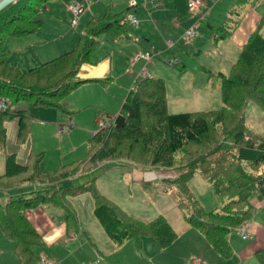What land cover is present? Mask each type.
Here are the masks:
<instances>
[{
    "label": "trees",
    "instance_id": "trees-1",
    "mask_svg": "<svg viewBox=\"0 0 264 264\" xmlns=\"http://www.w3.org/2000/svg\"><path fill=\"white\" fill-rule=\"evenodd\" d=\"M47 1L18 0L0 11V98H8L10 104L1 112V119L17 123L16 148L11 151L8 129L4 126L0 131V154L5 156L0 190L35 185L31 191L11 195L6 203H0V228L13 241L19 264H39L44 254L40 255L37 248L47 246L45 234L36 229L28 211L45 205L62 208L67 236H71L78 231L79 222L69 197L86 193L92 195L94 213L117 247L132 241L141 252L144 237L151 236L162 248L177 240V232L164 215L143 220L129 214L101 192L97 177L76 187L62 184L116 158L155 168H181L170 185L178 188L177 204L187 222L205 236L221 257L232 258L235 251L230 234L254 215L247 189L254 186L264 199V134L247 125L245 114L250 102L264 111V15L243 44L229 74L207 70L210 84L220 87L221 108L170 113L165 79L145 76L135 81V89L119 113L97 112L114 119L111 126L100 128L89 138L87 159L46 170L40 166L44 153L30 150L24 161L19 160L20 147L30 141L33 117L27 109L15 105L25 100L56 106L71 114L63 101L87 82L76 76L80 66L89 62L99 48L100 37L117 40L128 35L121 14L107 8L102 17L90 21L71 51L29 70L10 66L9 57L2 50L6 38L36 32L43 24L42 18H36L37 12ZM237 1L243 4L248 0ZM230 35L226 26L215 32L216 41ZM63 127L60 125L59 129ZM58 133L63 134L59 130ZM197 174L212 183L221 203L219 209L209 210L195 198L189 182ZM255 256L264 264V247Z\"/></svg>",
    "mask_w": 264,
    "mask_h": 264
},
{
    "label": "crops",
    "instance_id": "crops-1",
    "mask_svg": "<svg viewBox=\"0 0 264 264\" xmlns=\"http://www.w3.org/2000/svg\"><path fill=\"white\" fill-rule=\"evenodd\" d=\"M80 1L85 3L86 0ZM156 1L158 0H137L138 4L135 7H131L130 0H87V10L85 12H90L92 17L89 18L90 20L88 19V16H85L84 18L82 17V20H84L83 23H86V28L94 17H102L107 8H111L115 14H121V20L127 25L128 35L123 39L107 41L108 45H115L114 50L99 49L92 54L89 62H86L80 66L76 78L85 80L87 82L83 83L63 101L66 108L72 111L71 114L73 112L82 111L78 120L85 119V112H88L89 117L96 113V118L97 112L99 111L115 114L119 113L124 102L129 96L132 85L137 79L143 78L147 75L151 77H161V75L163 76L162 73H164L165 70L162 69L163 67L160 65V63L152 62L154 57H159L161 55L163 59H166V61L169 58H175L178 62L182 63V59H179L175 54L170 55L172 52L167 50L168 48L175 46V40L180 37L183 38L185 31L192 26L196 25L197 27H201V30L204 32L211 31L209 38L216 42V44L213 47L208 48V53H219L222 46V40L216 41L217 38L215 37V32L217 31L218 27H228L229 31H231L229 38L233 40V43L237 44V47L242 48L243 44L254 31L258 21L264 13V0H248L243 4H240L237 0H235L236 6L231 9L230 5H234V3H231L229 7H225L224 13L220 15L219 18H212L211 22L209 23L210 28L207 27L206 29L205 26H201L200 22L208 16H211V13L209 12L212 9L208 11L205 6L198 7L197 9L189 8L191 17H186L184 16V12L180 10V7L176 4V2H174V0H165L164 3L161 0L162 5L160 6L155 5ZM204 9L207 10L206 14L201 15L199 23H196L197 21H195V17H197ZM241 10H246V14L242 15ZM122 12L125 13L122 14ZM130 13H132L134 17L138 19L139 22L137 25H133L129 20L128 14ZM250 16L252 17V20H249ZM32 34L33 33L26 36L13 38H28L27 40L30 47L36 46L34 40L30 39L31 37H28ZM21 40L23 39L15 42L18 45L17 49L20 51L23 50V47L21 46L23 41ZM78 42L79 41H77V44ZM169 42L172 44H169ZM75 43L76 42H73L71 45H67L68 49L65 53L74 49ZM145 51L156 53V55L152 57L150 61L153 64L152 68L154 72L152 70L149 71L145 66L136 67L138 61L144 59L146 60V58L142 56ZM170 60L171 59H169L168 62ZM185 66V64L181 65L184 71L182 72L183 76L188 71L187 66ZM168 73L170 75V72ZM165 77L169 78L170 76L165 75ZM192 79V92H189L185 95L178 94L174 99L183 98V100H185L191 96H195L196 90L198 89H205L207 91V95L212 96L210 93H208V84L205 86L195 85V77ZM180 80L182 82V77H180ZM165 81L168 92V81L166 79ZM57 118L62 119L63 117L62 115L58 114ZM75 119L77 118H74V120ZM72 121L73 116L70 118L71 123ZM56 123L57 124L53 127L54 132L51 134L53 139L55 138L54 133L57 130L56 126H58V124H61L62 126L67 125L62 122ZM73 126L74 125H72V127ZM78 127L84 128L81 125ZM76 135L77 134H75V136ZM33 145L34 143H32V146ZM22 150L23 149H20L21 153H23ZM77 151L78 148H76L73 155H78ZM1 162L2 161H0V175L5 172V166L2 165ZM109 164H111L110 167L112 168H110L107 172L105 171L100 176H96L98 179L97 184L101 192L109 199L122 206L129 214L137 218L143 219L141 215L148 214L149 211L147 210L156 211L157 214L155 217L158 215H164L173 229L177 232L178 238L171 246L162 248L154 238H151V236L144 237V254L142 251L140 252L137 250V246L133 244L132 241H126L124 244L117 247L108 236L107 232L94 213V199L92 201L91 215L88 214L87 216L82 215L81 209H79L77 205L73 203L78 197L89 193L70 196L69 202L73 206L79 222L78 231L74 232L71 236H67V226L64 222L65 211L62 208L53 205H45L41 208L28 211V216L36 229L40 233L45 234V239L47 242L46 247L54 245L57 247V249L65 251L62 258L64 260L61 264H144L146 261H149L151 264H194L195 257L200 258L203 264L216 262H219L218 264H228L222 262L216 257V255H214L213 249L209 247L208 243L203 241L204 239L200 237L198 231H195V228L187 222L183 211L177 204L176 195L178 191L174 195L172 192H170V189L173 186L170 185V180L178 176V173H176L177 168L160 169L151 166L142 167L123 161H117L112 163H103L99 165L97 169H103L106 166H109ZM112 173H120L123 186L116 187V189L113 190V194L108 195L102 190L100 186L102 185V180L107 179V177ZM79 176H81V174L62 182V184L70 186L68 185V182L78 178ZM198 176L204 179L200 174H197L194 178ZM129 177H134L137 185H140L144 188L154 186L157 190L153 203H150L149 199L146 200V202L150 204L148 209L134 210L135 208L126 204L129 202V199L132 195L131 190L127 189L126 184V182L129 180ZM82 184H72L71 186L76 187ZM165 185H168V189H164ZM33 188H35V185H27L26 187L20 189L0 190V203H2V201L9 200L11 195L25 191H31ZM117 189H119V191H117ZM246 194L249 207L252 210L254 209V215L252 219L255 221V226L253 227V225H250L253 232H256L254 233L256 238V246L253 248V250H251V252L255 254L257 250L264 247V220L260 217L261 209H264V199L261 197L258 191L253 189H247ZM77 202L82 201L78 200ZM156 203L157 205L155 207ZM57 208L62 209L64 214L61 215ZM82 237L84 238V244H80L79 242ZM71 245L74 247L71 251H68L67 248ZM66 250L68 252H66ZM136 250L138 251V254L143 255H137ZM39 254L49 256L44 251L39 252ZM97 255H102L105 258L104 262H99L101 258H96ZM157 258L158 262L155 260ZM246 259L247 254H245V258H242V263L236 262L234 264H243ZM53 260H56L57 263L61 261L57 257H55ZM0 264H19V259L15 252L14 244L4 239L1 233Z\"/></svg>",
    "mask_w": 264,
    "mask_h": 264
},
{
    "label": "rangeland",
    "instance_id": "rangeland-1",
    "mask_svg": "<svg viewBox=\"0 0 264 264\" xmlns=\"http://www.w3.org/2000/svg\"><path fill=\"white\" fill-rule=\"evenodd\" d=\"M79 1L80 0H72V1L48 0L44 4L43 8L39 12H37L36 15V18L44 19V24L36 32L28 36L31 37L30 39L34 40L36 46L30 47L29 42L27 40L28 38H13V36H8L5 40L2 50L3 52L7 53L9 57L8 60L9 65L14 67H20L23 70H29L31 68L40 66L43 63L62 55L67 51L68 49L67 45H71L73 42H76L74 45L76 47L77 41H79L80 37L83 34V31L86 28L85 27L86 23L85 24L83 23L84 20H82V17L84 18L85 16L86 17L88 16V19L92 17V14H90V12H84L81 14L78 20L79 26L78 25L72 26V20L75 17H74V12L70 9V7L68 8V6L71 5L73 2H79ZM162 1L164 3L165 0ZM190 1L191 0H174V2H176V4L180 7V10L184 12V16L186 17H191V14L189 13L190 7L188 6V3H190ZM205 1L206 4L202 5V7L205 6L208 11L212 9L209 12L211 13V16H208L207 18L201 20L200 22L201 26L202 25L205 26L206 29L207 27L210 28L209 23L211 22L212 18L214 17L219 18V16L224 13L225 7H229L231 3H234V5H230L231 9H233L234 6H236L235 0H205ZM86 2L87 0L85 1V7L87 10ZM206 9H204L197 17H195V21H197L196 23H199L201 15L206 14L207 12ZM241 12L242 15L246 14V10H241ZM249 20H252L251 16L249 17ZM192 27H196V25ZM197 31H198V35L196 37H193L190 40V42H186L185 40H183V38L180 37L177 40H175L176 41L175 46H173L172 48H168L167 50L169 52H172L170 53V55L173 54L177 55L179 59H182V64L184 63L187 66L188 71L184 74V76L182 74V72H184L181 67L182 64L171 65L168 62V60L172 58H169L166 61V59H163V57L160 55L159 57H154L152 59V62L160 63V65H162L163 67L162 69L165 70L164 73L162 72L160 73H162L164 79L168 81L167 97L169 99L168 110L170 113L214 110L221 108L223 106V101L221 98L220 87L219 85L217 87H214L210 84L209 72L206 70L209 71L211 70L215 74H218L219 71H223L224 73L229 74L231 66L238 59L239 54L242 50L241 47H237V44L233 43L232 42L233 40L228 37L225 39H221L222 46L221 48L219 47L220 48L219 53L211 52V54H209L208 48L213 47L216 44V42L212 41L209 38L211 31L209 32L207 31L208 33L204 32L203 30H201V27H197ZM183 37H185V35H183ZM20 39H23L21 40L23 41V43H21V46L23 47L22 51L17 49L18 45L15 43L16 41H20ZM100 41L102 43L97 50L99 49L114 50L115 45L107 44V41H113L112 39L103 35L100 37ZM109 46L113 48H110ZM150 61H148L147 59L138 61L136 67L145 66L149 71L152 70L154 72L152 68L153 64ZM168 72H170V75ZM165 75L170 76L169 77L170 79L168 77H165ZM163 76L161 75L162 78ZM180 77H182V82L180 80ZM194 77H195V85L205 86L206 84H208L207 85L209 87L208 93H210L212 96H208L207 91L205 89H201V90L198 89L196 90L195 96H191L185 100H183V98L174 99L175 96L178 94L185 95L189 92H192L191 81L193 80L192 78ZM216 83H218V79L216 80ZM134 89H135V83L132 85L130 89L129 96L131 94V91H134ZM15 107L18 109L20 108L27 109L33 117L32 133H31L30 141L27 144L20 147L21 149H23L22 150L23 153L20 152L19 160L21 162L24 161L30 150H32L36 154L44 153V158L40 166L42 169H46V170H56L74 161L87 159L89 156V143H88L89 138H91L100 128H104L100 125L99 119H104V120L109 119L111 121V124H112V120L114 119V117L106 115V113L97 115L96 118V113L93 116L89 117L88 112H85L84 114L85 119L78 120L82 111L68 114L67 112L60 110L56 106L36 105L33 102H29L25 100H22L19 103H17ZM58 114L62 115L63 118L58 119L57 118ZM245 114L247 119V125L251 129L264 134V111L254 102H250L247 105ZM72 116H73V121L71 123L70 118H72ZM74 118L77 119L74 120ZM56 122H62L74 126L71 129H69V131L63 133L62 135L61 134L59 135L58 127L61 124H58V126H56L57 130L54 133L55 138L53 139L51 137L52 136L51 134L54 132L53 127L57 124ZM80 125L83 126L85 129L78 127ZM4 126L8 129V136H9L8 150L11 151L16 148L15 139L17 134V123L15 120L4 122L1 119V113H0V131H2ZM75 134L77 135L75 136ZM32 143H34L33 146ZM76 148H78L77 151L78 155H73ZM0 161H2L1 164L5 166L4 154H0ZM117 161H123V162L131 163L132 165L135 166L145 167V165L137 164L136 162H133L126 158H116L108 162L112 163ZM110 165L111 164L100 170H98L97 169L98 167H96L93 170L84 172L78 178H75L74 180L68 182V185L70 186L72 184L79 185L86 182L89 179H92L96 176H100L105 171L107 172L110 168H112L110 167ZM180 169L181 168H179V170L177 169L176 173L181 172ZM101 183L102 185L100 187L108 195L113 194V190H115L116 187L123 186L120 173H112L107 177V179L102 180ZM126 184H127V189H130L132 194L129 199V202H127L126 204H128V206L135 208L134 210L148 209V207H150V204L146 202V200L149 199L150 203L154 202V198L157 193L155 187L152 186V187L144 188L140 185H137V182L134 180V177H129V180L126 182ZM189 187L192 193L195 195V198H197L205 208L209 210L220 208L221 205L220 200L217 197L216 193L214 192L211 182L204 180L200 176H198L196 178H193L189 182ZM164 189H168V185H165ZM249 189L256 190L254 186H251ZM117 191H119V189H117ZM177 191L178 188L174 185L170 189V192H172L173 195L176 194ZM78 200H81L82 202H77ZM92 201H93L92 195L86 194L84 196L78 197L76 201H74L73 203H75L77 207L81 209L82 215L87 216L88 214L91 215ZM6 202L7 201H2L3 204ZM156 205L157 203L155 204V207ZM57 209L59 210V213L61 215L64 214L62 209L60 208ZM147 211H149L148 214L141 215L143 219L146 220L153 219L157 214L156 211H152V210H147ZM260 217L264 220V209H261ZM245 223H249L253 225V227L255 226L254 219ZM251 225L248 229V232L250 235L253 236V238L243 239L238 233L239 227L235 228L234 231L230 234L231 243L233 245L235 254L232 258L229 259H225L221 257V255L217 253L212 247V245L206 240L205 236L197 229H195V231H198L200 237L204 239L203 241H205V243H208L209 247L213 249L214 255H216V257L222 262L228 264H234L236 262L242 263V258H245V254H247V259L243 262V264H260L255 254L251 252V250H253V248H255L256 246V238L254 234L256 232H253ZM0 233L2 234L4 239H6L10 243H13V241L7 239L3 235L1 228H0ZM79 242L80 244H84V238L82 237L79 240ZM73 247L74 246L71 245L67 248V250L71 251ZM37 250L38 252L44 251L49 256H51V257L48 256L49 258L52 257L59 258L61 261H59L58 263L60 264L64 260L62 258L65 251L57 249V247H55L54 245L49 247H38ZM67 250L66 252H68ZM142 253L144 254V251H142ZM143 254H138L137 251V255L142 256ZM98 257L101 258L99 262H104L105 258L102 255L100 256L97 255L96 258ZM155 260L158 262V258ZM218 263L219 262L210 263V264H218ZM144 264H151V263L149 261H146Z\"/></svg>",
    "mask_w": 264,
    "mask_h": 264
},
{
    "label": "built area",
    "instance_id": "built-area-1",
    "mask_svg": "<svg viewBox=\"0 0 264 264\" xmlns=\"http://www.w3.org/2000/svg\"><path fill=\"white\" fill-rule=\"evenodd\" d=\"M138 4L137 0H130V6L131 7H135ZM156 6H160L162 5V1L158 0L155 3ZM202 5H205V1L204 0H191L189 3V7L191 9H197L198 7H201ZM70 9L74 12V19L72 20V26H77L78 24V20L81 16L82 13L85 12L86 7H85V3L83 1H79V2H73L71 5H69ZM128 18L129 20L132 22L133 25H137L138 24V19L136 17H134V15L132 13L128 14ZM185 37H183V39L186 42H190V40L193 37H196L198 35V31H197V26L196 27H191L189 30H187L185 32ZM169 44H172L171 42H169ZM156 55V53L151 52V51H147L145 53L142 54V56L144 58H146L148 61L151 60L152 57H154ZM178 61L174 58L171 59L169 61V63L171 65H174L175 63H177ZM134 88V87H133ZM10 104H9V100L8 98H0V113L3 111H6L9 108ZM100 125L102 127H109L111 124V121L109 119L104 120V119H99ZM69 127H63L59 129L60 133L65 132L66 130H69ZM250 227L249 223H244L242 226H240L238 228V233L240 234V236L243 239H248V238H253L252 235L249 234L248 229ZM39 264H57L55 260L46 257V255H42L41 260L39 262ZM91 264V263H89ZM194 264H203L200 260V258L195 257L194 259Z\"/></svg>",
    "mask_w": 264,
    "mask_h": 264
},
{
    "label": "water",
    "instance_id": "water-1",
    "mask_svg": "<svg viewBox=\"0 0 264 264\" xmlns=\"http://www.w3.org/2000/svg\"><path fill=\"white\" fill-rule=\"evenodd\" d=\"M18 0H0V11Z\"/></svg>",
    "mask_w": 264,
    "mask_h": 264
}]
</instances>
